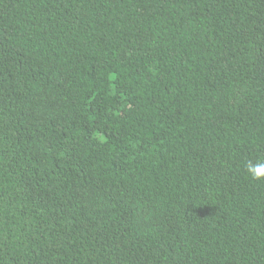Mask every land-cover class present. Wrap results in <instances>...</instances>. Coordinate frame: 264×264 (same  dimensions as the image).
Listing matches in <instances>:
<instances>
[{
    "label": "trees",
    "instance_id": "16d2710c",
    "mask_svg": "<svg viewBox=\"0 0 264 264\" xmlns=\"http://www.w3.org/2000/svg\"><path fill=\"white\" fill-rule=\"evenodd\" d=\"M264 0H0V264H264Z\"/></svg>",
    "mask_w": 264,
    "mask_h": 264
},
{
    "label": "clouds",
    "instance_id": "9594fccd",
    "mask_svg": "<svg viewBox=\"0 0 264 264\" xmlns=\"http://www.w3.org/2000/svg\"><path fill=\"white\" fill-rule=\"evenodd\" d=\"M248 176L254 181H264V159H258L255 162L249 161L246 165Z\"/></svg>",
    "mask_w": 264,
    "mask_h": 264
}]
</instances>
